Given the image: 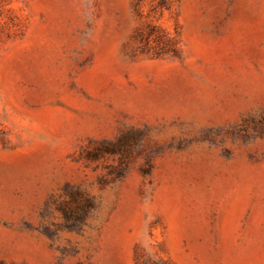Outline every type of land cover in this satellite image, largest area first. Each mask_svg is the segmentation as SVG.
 <instances>
[{"label": "rangeland", "instance_id": "rangeland-1", "mask_svg": "<svg viewBox=\"0 0 264 264\" xmlns=\"http://www.w3.org/2000/svg\"><path fill=\"white\" fill-rule=\"evenodd\" d=\"M0 264H264V0H0Z\"/></svg>", "mask_w": 264, "mask_h": 264}]
</instances>
